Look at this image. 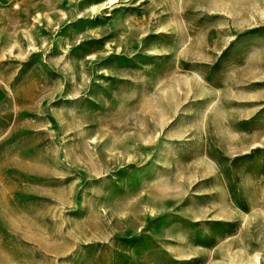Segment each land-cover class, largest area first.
<instances>
[{
	"label": "rangeland",
	"instance_id": "374dc122",
	"mask_svg": "<svg viewBox=\"0 0 264 264\" xmlns=\"http://www.w3.org/2000/svg\"><path fill=\"white\" fill-rule=\"evenodd\" d=\"M0 264H264V0H0Z\"/></svg>",
	"mask_w": 264,
	"mask_h": 264
}]
</instances>
